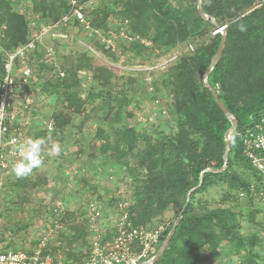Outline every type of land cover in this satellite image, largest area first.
<instances>
[{"label":"trees","instance_id":"trees-1","mask_svg":"<svg viewBox=\"0 0 264 264\" xmlns=\"http://www.w3.org/2000/svg\"><path fill=\"white\" fill-rule=\"evenodd\" d=\"M29 2L32 15L38 17L32 26L24 13L16 8V1L0 0V78L5 74L7 53L16 51L37 37L42 27L57 24L35 41V47L27 52V61L34 69L37 84L42 83L45 91L60 101L64 108L55 111L52 119L48 120L53 123L50 132L46 126L31 132L24 126L14 124L11 131L21 137L22 145L28 138L42 137L48 142V134L62 136L71 114L79 113L87 118L88 113L96 109L93 105L96 97L104 102L106 96H111L107 91L99 92L95 88L89 89L86 97L81 95L78 80L80 70L92 72L94 82L100 87L111 75L108 69L98 65L101 63L111 68V64L98 60L94 50L100 53L103 50L113 60H117L115 52L118 49L120 54L128 52L130 57H138L140 61L146 60L145 56L150 54L160 57L181 43L204 36L205 25L213 28L227 25L222 55L208 73L206 82L237 120V128L230 137L225 169L205 171L200 183L204 170H221L224 166L225 133L231 127L230 120L202 82L219 47L222 37V32H219L213 34L208 43H199L192 53H182L171 64L169 71L161 75V84L165 87L163 97L168 104L169 117L175 123L173 132L147 133L133 126H121L111 137L103 127H97L95 138L99 143L100 157L112 165L109 174L116 178L115 190L123 184L124 192L116 193L115 198H111L108 203L90 199L80 212L60 209L56 213L54 209L53 227L59 229L60 225L71 221L65 228L72 231L68 230V239L65 240L56 238L55 231H51L45 251L52 254L60 252L65 264H82L90 257L91 251L87 205L96 201L104 208L109 207L115 214L118 201L127 198L131 201L127 209L129 219L137 227L151 228L168 208L176 209L170 222L161 223L167 228L154 255L187 203L167 248L155 264H215V258L224 255L227 250L239 256L242 264H264V203L250 190L253 185L257 192L260 191L264 175L246 159L241 141V133L245 128L264 115V0H202L203 10L213 17L217 25L204 20L197 11V4L191 0H100L97 7L85 12L88 29L84 39L89 43L83 42L94 50L84 47V51L68 67L63 63H58V67L52 65L50 68L57 74L54 80L46 79L42 71L47 67L46 47L52 46L56 54L55 42L62 39L53 36V33L60 32L68 38L70 29L74 32L83 31L85 23L74 16L66 22L61 20L70 10L67 0ZM257 5L260 7L256 8ZM112 35H116L113 39L114 48L105 42ZM124 35L130 37L131 42ZM99 37L104 39L103 44L98 40ZM121 37L124 44L116 42ZM142 40L150 44H144ZM19 66L20 60L17 59L16 67ZM60 71L63 76H60ZM156 83L152 80V89L146 91L153 103L159 102L162 106L161 96L155 91ZM30 85L19 86L15 106L19 95L27 91ZM28 106L25 107L23 103L19 108L26 110ZM110 112L111 108L107 114ZM116 118L113 113L112 119ZM18 159L19 155L9 158L3 178L7 177L12 164ZM37 182L39 184L45 180ZM37 182L23 177L14 184L20 194L23 192V197H27L26 191L37 187ZM213 187L221 190V199L214 202L215 205L208 203L206 198L207 192ZM240 191L245 192L243 197H239ZM2 193L1 189L0 198ZM9 194L10 190L6 189L4 197H9ZM239 202L246 207H242ZM238 206L242 210H236ZM0 210V217L5 219L1 207ZM104 216H109V213L105 212ZM243 216L253 226L248 234L243 230L240 219ZM0 230V244L6 249L17 250L13 243L7 244L12 239L7 237L11 236L10 233L7 234L2 226ZM114 236V228L106 227L104 242L112 240ZM37 243L30 241L26 247L18 249L29 250Z\"/></svg>","mask_w":264,"mask_h":264},{"label":"rangeland","instance_id":"rangeland-1","mask_svg":"<svg viewBox=\"0 0 264 264\" xmlns=\"http://www.w3.org/2000/svg\"><path fill=\"white\" fill-rule=\"evenodd\" d=\"M14 1L17 2L16 8L24 13L30 25H34L32 22L38 17L32 15L29 6L30 0ZM191 2L197 4L198 0H191ZM259 7L260 5L256 6V8ZM205 27L204 36L181 43L176 49L160 57H157L156 54L146 55V60L141 61L138 57H130L128 52L127 54H120L119 49L115 52L117 60H113V57L108 56L103 50L100 53L90 48L87 44L89 42L86 40L87 43H85L84 39L86 37L85 32L88 29L87 24H85V30L83 31L75 30L74 32L70 29L68 38L60 32L53 33L55 36L63 35L59 36L62 39L55 42L57 49L55 60L59 64L63 63L65 67L73 64L77 55L84 51V47L94 50L99 57L98 60L111 64V68L101 63L98 64L111 73L101 87L94 82L92 72L90 73L85 69L78 72V80L83 97H86V92L91 88L104 93L107 91L112 97L106 96L104 102L96 97L93 102L96 109L89 112L87 118L79 113L71 114L70 122L65 127L62 136L54 137L52 134H48L50 138L43 146V165L34 169L31 175L25 177L31 181L45 180V182H39V184L37 182V187L32 190L28 189L25 193L27 197H23L24 193L20 194L19 188L14 184L18 180L14 175L9 172L7 177L3 178L1 188L3 196L0 198V207L5 214V219L0 217V226L6 229L7 234L10 233L11 235H7L8 238H12L7 241V244L13 243V246L17 249L26 247L30 241H38L40 237L51 235V231H55V237L57 236L63 240L68 239V230L71 229L65 227L71 221L60 225L62 228L59 226V229H55L53 227L54 209H56V213L60 209L80 212L90 199H100L108 203L111 198H115L116 193L122 194L124 192L123 184H120L115 190L116 178L114 175L109 174L113 169L112 165L109 161L100 157L99 143L95 138L96 129L98 126L103 127L111 137L121 126H133L138 131L147 133H155V131L173 132L175 123L169 117L168 104L165 97H163L165 87L161 84V80H163L161 75L164 76L169 71L171 64H174L176 58L180 57L182 53H192L199 43L209 42L217 27L213 28L207 25ZM115 36L112 35L111 39L105 41L113 48ZM121 38L116 40L118 44L125 43ZM124 38L131 40L127 35H124ZM98 40L101 44L104 43V39L101 37ZM46 42L45 39L44 43ZM142 42L150 44L145 40H142ZM189 46H192L193 49H190ZM156 52L158 53L159 50H156ZM45 62H47V67L42 71L46 79H56V72L50 68L53 65L52 60L46 56ZM33 80L30 88L19 95L16 103L17 115L14 118V124L18 125L20 123L24 128L30 129L31 132L38 131L39 128L44 129L45 122L52 119V114L64 108L60 101H57L56 98L45 91L42 83L37 84L36 79ZM152 80L157 82L155 85L157 89L154 88L161 96L162 106L159 102L155 101L156 103H153L149 98V92L146 91L152 89ZM25 100H28V102ZM23 103L29 105L26 110L19 108ZM106 106L107 108H105ZM110 108L111 112L107 114ZM86 111H88V107ZM113 113L117 116L115 120L112 119ZM53 143L60 145L61 154L58 157L46 155ZM115 170H118V168ZM6 189L10 190L9 197H4ZM206 198L208 203L215 205L214 202L221 199V190L217 187L211 188L207 192ZM239 204L246 207L242 202H239ZM236 210H242L241 206H238ZM105 212L109 213V216H104L102 221L104 226L110 227L111 221L115 219L114 212L109 207H106ZM175 212V208H168L150 227L153 228L163 222H170L174 218ZM240 219H242L244 232L247 234L251 232L253 230L252 224L247 221L245 216L240 217ZM78 242L79 246L80 240ZM215 264H242V262L239 256L227 250L224 255L215 258Z\"/></svg>","mask_w":264,"mask_h":264},{"label":"built area","instance_id":"built-area-1","mask_svg":"<svg viewBox=\"0 0 264 264\" xmlns=\"http://www.w3.org/2000/svg\"><path fill=\"white\" fill-rule=\"evenodd\" d=\"M67 1L70 10L63 15L61 20L66 22L71 16H74L80 22L87 24L88 27L85 12H90L97 7L100 0ZM56 26L57 24L42 27L41 33L37 37L5 56V74L0 78V191L3 185V172L8 167V160L10 157L19 155V149L22 146L21 137L13 134L11 130L17 115L14 103L19 94L18 88L20 85L30 84L35 79L34 69L27 61V52L35 47L36 40H40L44 33L51 31ZM226 26H218L214 34L225 31ZM189 47L193 49L192 46ZM46 56L52 60L55 67L59 66L55 60V51L52 46L46 47ZM17 59L20 60L19 67H16ZM60 76H63L62 71H60ZM25 101L28 102V100ZM26 106L28 103H25ZM18 126H22V124L19 123ZM45 126L47 131H52L53 123L51 121H46ZM241 141L246 159L264 175V115L258 121L253 120L245 128L241 133ZM250 190L254 195H257L258 200L264 203V178L259 192L253 185ZM244 194V191H240L239 197H243ZM130 204L131 201L127 198L118 201V211L114 214L115 219L111 221L110 225V228L115 230V236L106 242H104V238L108 226H104L102 221L106 208L96 201L87 205L86 217L90 226L91 251L90 257L82 264H141L154 256L167 226L164 224L153 228L134 226L129 219L127 210ZM47 240L48 236H43L29 250L6 249L0 244V264H65L60 252L52 254L45 251ZM262 241L264 245V232Z\"/></svg>","mask_w":264,"mask_h":264},{"label":"water","instance_id":"water-1","mask_svg":"<svg viewBox=\"0 0 264 264\" xmlns=\"http://www.w3.org/2000/svg\"><path fill=\"white\" fill-rule=\"evenodd\" d=\"M197 11L199 13V15L204 19V20H207V21H210L211 23L216 24L215 20L213 19L212 16L208 15L205 13V11L203 10V7H202V4H201V0H198L197 2ZM225 40H226V32L225 31H222V37H221V41H220V44H219V47L211 61V64L209 65V67L207 68V70L205 71L203 77H202V82L204 84V86L206 88H208V90L211 92V94L213 95L217 105L219 106V108L222 110V112L225 114V116L230 120L231 122V127L226 131L225 133V142H226V148H225V163H224V166L222 167L221 170H216V169H213V168H208L206 170H204L201 174V177H200V183H201V178L203 176V173L205 171H214V172H217V171H222L225 169L226 165H227V162H228V152H229V148H230V137L232 135V133L236 130L237 128V120L236 118L226 109V107L224 106V104L221 102V100L218 98V95L216 93V91L206 82V77L208 75V73L210 72V70L218 63L221 55H222V52H223V49H224V45H225ZM194 190V188L192 190H190L189 194H188V197H187V202L189 200V195L191 194V192ZM186 205L187 203L185 204V206L183 207L182 211L180 212L178 218L175 220L172 228L170 229L169 233L167 234V236L165 237L164 241L162 242L160 248L158 249V251L155 253V255L149 259V260H146L144 262H142L141 264H155L156 261L161 257V255L163 254V252L165 251V249L167 248L169 242H170V239L171 237L173 236L182 216H183V212L186 208Z\"/></svg>","mask_w":264,"mask_h":264},{"label":"clouds","instance_id":"clouds-1","mask_svg":"<svg viewBox=\"0 0 264 264\" xmlns=\"http://www.w3.org/2000/svg\"><path fill=\"white\" fill-rule=\"evenodd\" d=\"M44 144L43 139H26L19 149V159L12 164L10 173L19 179L31 175L34 169L40 168L43 165ZM60 154V145L56 143H53L46 153L49 157H58Z\"/></svg>","mask_w":264,"mask_h":264}]
</instances>
